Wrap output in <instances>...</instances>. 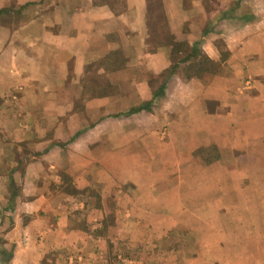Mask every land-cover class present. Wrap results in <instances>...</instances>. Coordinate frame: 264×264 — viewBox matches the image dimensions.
<instances>
[{
    "label": "crops",
    "instance_id": "0c3cea01",
    "mask_svg": "<svg viewBox=\"0 0 264 264\" xmlns=\"http://www.w3.org/2000/svg\"><path fill=\"white\" fill-rule=\"evenodd\" d=\"M154 1L0 0V264H264V0Z\"/></svg>",
    "mask_w": 264,
    "mask_h": 264
},
{
    "label": "rangeland",
    "instance_id": "374dc122",
    "mask_svg": "<svg viewBox=\"0 0 264 264\" xmlns=\"http://www.w3.org/2000/svg\"><path fill=\"white\" fill-rule=\"evenodd\" d=\"M151 11H152V13L149 12V14H150L149 15L150 18L148 19L149 22H147V28H148L147 37L145 39V42H142V43L148 44L150 46L149 49H155V51L158 49L161 50V48H162V50H164V52H160L162 54L157 53L156 60L157 61L159 60V56H160V58L163 57V55H164V57L166 56V59H168V63H169L167 68H169L171 66V64L173 63V61L180 59L185 54V52L182 53V51L181 52L177 51V53H173L176 51L175 48L176 49L181 48L182 50H187V49H189V44H186V43H188L187 41H182L180 39L176 41L174 38H171L169 35H167V32L165 31L164 25L162 26L160 23H155L156 19L160 18L161 11H160L159 5L154 0H153V7H152ZM159 32H161V33L165 32L164 34H166V35L163 34L160 36ZM177 43H178V45H177ZM173 50H175V51H173ZM129 55H131V54H129ZM143 55L144 54H140V53L136 54L135 61H144L145 56H143ZM105 58L106 59L112 58L114 62H117V60H119V59L126 61L125 59H123V56L121 54H118V53L112 54V56H110V54H109V55L105 56ZM153 59H155V56ZM151 60H152V58H149V59H146L145 61L151 62ZM196 60L197 59H194L193 62H195ZM199 62H200L199 66L195 65L194 69H196V68H200V69L211 68L210 65H208L206 61L201 60ZM167 68H165V69H167ZM165 69H162L158 72H154L152 70V68L151 69L132 68V67L125 68V64H124L123 70H121V73L119 74V78L120 77L122 79H123V77L126 78L130 73L146 74L148 76V78L151 79V81L153 83V87L157 88L159 86L163 76L166 74V72H164ZM183 69H184V72L186 74L191 73L192 70L194 71V69H188V67H185ZM162 72H164L165 74L164 73L161 74ZM90 76H92L93 78L97 77L98 79H100V74H98V76H97L94 71ZM98 87L101 88L103 86H98ZM122 109H124V108H122V106H121V110ZM125 111H127V109ZM90 118H94V117H92V115H91ZM91 193L95 194L93 192H91ZM109 246H107V248L109 247V249H107V253H105V256L106 255L112 256L114 253L117 252V249H119V247H118L119 245H115V246L109 245ZM64 257H66V256L63 255V257H62L63 260H64ZM88 258H89L88 262L87 261H82V262L73 261L72 264H96V262H97V260L95 261L96 257H92L89 255ZM63 260L57 261L56 263H48V264H65V261H63ZM105 263L106 262H103V264H105Z\"/></svg>",
    "mask_w": 264,
    "mask_h": 264
},
{
    "label": "trees",
    "instance_id": "16d2710c",
    "mask_svg": "<svg viewBox=\"0 0 264 264\" xmlns=\"http://www.w3.org/2000/svg\"><path fill=\"white\" fill-rule=\"evenodd\" d=\"M149 12L152 13L151 10H149ZM156 20H157V19H156ZM156 23H160V22H159V21H156ZM170 37L173 38L171 35H170ZM186 44H189V49H187V50H182L181 48H177V49L175 48L176 51L173 50V51H175V52H173V53H177V51H178V52H181V51H182V53L185 52V54H184V56L181 57L180 59L173 61V63L171 64V66H170L169 68L165 69L164 72H166V74H165L164 72L161 73V74L164 73L165 75L163 76V78H162V80H161L159 86L155 89V91H153V93H154L155 96H156V95H159L160 93H162L163 86H164V83H163L164 79L167 77V75H169V73H173V72L177 71L176 69H177V67L179 66V64H178L179 62H184V61H187V60L193 58V59H197V60H196L195 62H193V63H192L193 65H190V66L188 67V69H194V66H195V65H196V66H199V64H200L199 61H201V60L206 61L207 64L210 65L211 68L215 67L213 61L210 60L209 58H207V57L201 52V50L198 48V44H197L196 42H194V43H192V44H190V43H186ZM177 45H178V43H177ZM171 55H172V54H171ZM198 56H199V57H198ZM197 57H198V58H197ZM200 58H201V59H200ZM193 61H194V60H193ZM211 68H209V69H204V68H203V69H200V68H196V69H194V71L192 70V72H194V73H198V72L201 73V72H203V71L206 72V71L210 70ZM148 106H149V103L141 104V105H139V106L132 107L131 109H129V110L126 111L125 113H128V114H129V113L138 112V111H141V110H143V109H147Z\"/></svg>",
    "mask_w": 264,
    "mask_h": 264
}]
</instances>
